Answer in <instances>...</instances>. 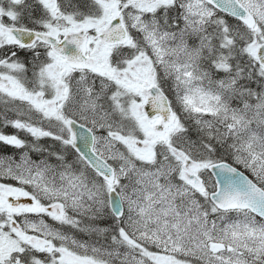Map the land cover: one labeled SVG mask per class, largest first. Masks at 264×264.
Wrapping results in <instances>:
<instances>
[{
    "label": "snow or ice",
    "instance_id": "snow-or-ice-1",
    "mask_svg": "<svg viewBox=\"0 0 264 264\" xmlns=\"http://www.w3.org/2000/svg\"><path fill=\"white\" fill-rule=\"evenodd\" d=\"M0 264H264V0H0Z\"/></svg>",
    "mask_w": 264,
    "mask_h": 264
},
{
    "label": "trees",
    "instance_id": "trees-1",
    "mask_svg": "<svg viewBox=\"0 0 264 264\" xmlns=\"http://www.w3.org/2000/svg\"><path fill=\"white\" fill-rule=\"evenodd\" d=\"M8 131H11V130H8ZM8 151H12L11 149H8Z\"/></svg>",
    "mask_w": 264,
    "mask_h": 264
}]
</instances>
